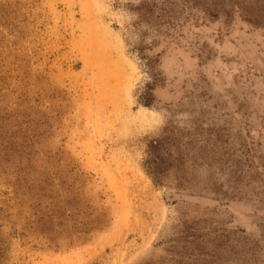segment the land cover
<instances>
[{"label": "rangeland", "instance_id": "rangeland-1", "mask_svg": "<svg viewBox=\"0 0 264 264\" xmlns=\"http://www.w3.org/2000/svg\"><path fill=\"white\" fill-rule=\"evenodd\" d=\"M0 264H264V0H0Z\"/></svg>", "mask_w": 264, "mask_h": 264}]
</instances>
